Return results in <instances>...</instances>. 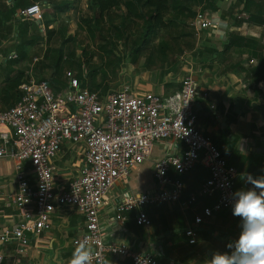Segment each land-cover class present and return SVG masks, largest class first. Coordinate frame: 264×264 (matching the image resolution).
Wrapping results in <instances>:
<instances>
[{
    "label": "built area",
    "instance_id": "obj_1",
    "mask_svg": "<svg viewBox=\"0 0 264 264\" xmlns=\"http://www.w3.org/2000/svg\"><path fill=\"white\" fill-rule=\"evenodd\" d=\"M42 12L40 5H31L20 11L19 17L37 19ZM226 26V21L200 10L191 22L194 30L204 33ZM16 58L10 54L5 62ZM66 79V88L59 93L47 81L31 79L21 86L15 106L0 111V159L14 163L17 191L11 199L20 217L16 225L0 233L2 244H15L17 253L25 254L31 239L48 230L55 209L71 207L83 217L85 232L77 246L91 250V264H104L109 257L127 259L132 264H161L159 254L137 252L124 242L106 243L99 220L110 190L120 180L128 179L132 169L143 164L154 144L161 141L181 144L185 149L178 145L177 155H168L156 164L160 189L119 203L116 220L125 222L127 214L137 212L139 222L149 227L151 222L143 209L178 203L182 197L184 187L169 177V171L188 173L197 164L207 169L210 177L190 196L187 205L217 195V202L204 211V216L225 210L232 213L238 172L228 165L211 138L196 129L198 86L193 77H185L181 89L166 97L152 93L137 97L126 81L119 89L99 95L84 88L72 72ZM66 142L82 145L85 161L67 188L56 192L50 161ZM202 221L198 217L195 223ZM185 235L195 236L191 229Z\"/></svg>",
    "mask_w": 264,
    "mask_h": 264
},
{
    "label": "crops",
    "instance_id": "obj_2",
    "mask_svg": "<svg viewBox=\"0 0 264 264\" xmlns=\"http://www.w3.org/2000/svg\"><path fill=\"white\" fill-rule=\"evenodd\" d=\"M61 1L0 0V47L7 45L12 36L18 46L15 52L0 53V68L10 62H5L10 54H19L23 50L26 53L28 46L22 50L18 41L21 29L25 30L30 22L41 24L43 21V12L37 19L26 20L19 17L20 11L31 5H40L45 10ZM69 1L75 5V0ZM221 4L219 2L205 12L226 21L224 30L207 32L209 36L205 38L204 47L200 48L196 57L190 56V61H182L176 74L163 78L160 74L140 77L133 89L137 97L147 93L166 97L180 90L185 77H193L198 86L194 108L196 129L210 137L224 153L227 163L237 170V191L252 187L245 183L246 176L264 177V72L258 73L259 77H254L252 72L245 75V68L256 70L260 64L259 58L253 56L255 51L250 47L240 49V46L234 45L224 52V41L229 34L256 40L264 27L245 22L235 24L233 17L223 12ZM11 9H14L12 20L8 13ZM246 14L243 11L242 15ZM246 26L250 27L249 33L243 31ZM40 29L44 32L43 28ZM31 31L32 26L29 28ZM221 31H224V37H220L218 32ZM214 50L218 54L212 55ZM261 55L264 59V53ZM240 56L248 57V62L255 61V65L240 63L236 59ZM47 82L55 93L67 85L66 80L65 87L57 90L53 85L57 83L53 80ZM178 145L180 149H185L183 145L171 141L155 143L145 162L132 169L128 179L120 180L110 190L99 216L101 235L106 243L124 242L137 252L159 254L161 264H205L213 253L227 251V245L239 238L241 221L228 210L216 212L212 217L204 216V211L217 202V195L198 198L193 205H187L190 196L197 193L210 177L209 171L201 164L188 173L175 169L169 171L171 179L182 183V197L178 203H160L143 209L151 222L149 227L139 222L137 212L127 214L125 222L116 220L115 208L119 203L131 196L155 193L160 189L155 178L156 164L168 155H177L180 151ZM84 161L85 149L82 145L63 144L60 152L50 161L56 192L64 191L77 177ZM14 168L13 161L0 159V233L20 221L19 212L11 199L17 191ZM198 217L203 220L201 224L195 223ZM188 229L194 231V237L185 235ZM84 232L83 217L78 211L71 207L56 208L48 230L41 237L31 239L25 254H18L15 244L0 242V264H70L78 248L77 241ZM191 240L195 243L190 244ZM104 264L132 262L109 257Z\"/></svg>",
    "mask_w": 264,
    "mask_h": 264
},
{
    "label": "rangeland",
    "instance_id": "obj_3",
    "mask_svg": "<svg viewBox=\"0 0 264 264\" xmlns=\"http://www.w3.org/2000/svg\"><path fill=\"white\" fill-rule=\"evenodd\" d=\"M90 1L75 0V5L67 13L61 14L60 18L54 22L53 27L57 31L67 33V43L65 41L62 44V38L59 36H56L50 43L42 42L44 32L41 29L35 31L36 42L27 45V51L23 53L24 56L20 57V53L16 52L17 54H14L17 58L10 61L6 67L0 68V85L8 78H15L23 73L25 83L31 79L35 81L53 80L59 88H63L66 85L67 73L72 72L74 76L82 79L85 88L99 95H104L109 89H119L125 81L134 86L140 77L160 74L163 78L172 73L176 74L182 61H190L191 58L189 57H196L200 48L204 47L203 43L209 34L197 32L191 27L193 16L197 11L213 9L217 3L221 2L223 12L230 14L235 24L245 22L249 25L252 24V19L259 10L256 7H251V13L242 15L244 0H201L199 3L188 1L186 8L175 12L173 17L175 21L168 22L167 28L159 39L148 45L147 51L140 57L137 64H131V58L127 52L132 47V37L127 41L129 47L126 50L125 39L118 40L117 36L120 30L125 31V35L126 31L135 36L141 34L143 22L134 16L139 7H136L130 14L125 7H122L114 14L116 20L113 25L109 24L107 19L101 23L102 25L98 29H95V16L91 11ZM126 14L131 18L130 23L126 24L127 28L122 27L121 19ZM249 28L246 26L243 31L249 33ZM221 29L224 30L220 27L219 30ZM263 31L264 29L259 33L256 42L250 45V49L258 51L261 58V53H264ZM223 32L218 33L224 37ZM237 35L249 38L248 36ZM15 40L16 38L13 36L10 37L9 43L3 48L0 47V53L3 51L15 52L17 46ZM162 40L167 44V53L160 51L159 46ZM59 47H62L64 57L58 67L56 77L52 79V68L49 67L50 60L46 59L45 56H51L54 54V50ZM236 59L240 60V63H246L249 58L240 56ZM249 64L255 65V61L253 63L250 60ZM244 72L245 75H249L251 69L245 68Z\"/></svg>",
    "mask_w": 264,
    "mask_h": 264
},
{
    "label": "trees",
    "instance_id": "obj_4",
    "mask_svg": "<svg viewBox=\"0 0 264 264\" xmlns=\"http://www.w3.org/2000/svg\"><path fill=\"white\" fill-rule=\"evenodd\" d=\"M188 1H192L195 3H199L201 0H91L90 8L95 16L94 26L95 29H98L101 26L102 22H105L107 19L109 20V24L113 25L115 23L116 17L114 14L125 7L128 10V14H130L136 7H139L134 16L140 19L143 22L142 31L139 36H135L133 33H128L126 31H119L117 39H125V47L126 50L129 46H127V41L132 37V47L127 52L128 56L131 58V64H137L140 57L147 51L148 45L159 39L160 35L165 31L168 26V22H174L175 18L174 14L176 11H180L181 9L186 8V4ZM73 4L69 0H63L59 2V4H51L50 8H46L43 10V21L41 24H37L36 22L27 25L21 29L19 33L18 41L22 45V50L27 47V45L35 44V31L39 30L40 27L44 30V37H42V42L46 41L50 43L56 36L62 38V44L68 42L67 33L64 31H57L53 24L56 20L60 18L61 14L67 13L69 9H71ZM251 7H256L257 15L252 19V24L257 26L264 27V0H244V10L246 13H251ZM242 11V13H243ZM9 19L12 20L14 9H11L9 12ZM121 17L122 19V27L127 28L128 23H130V16ZM196 14H194L193 18ZM113 16V17H112ZM32 26V31L29 32V28ZM121 27V29H122ZM224 52L228 51L232 46L238 45L241 48L250 47V45L256 42L253 38H243L238 36L237 34H229L224 41ZM160 51L167 53V44L164 40L161 41ZM20 51V50H19ZM256 52V53H255ZM253 56H256L260 60V64L256 70H252V74L254 77H259L258 73L264 72V59L259 57L258 51H255ZM24 50L20 52V57H23ZM218 54L214 52L212 55ZM223 55V54H222ZM174 56V54H172ZM64 53L62 47L54 50V54L45 56L46 59L50 60L49 67L52 68V76L51 78L56 76L58 73V67L63 60ZM261 67V68H260ZM179 71V70H178ZM78 78V77H77ZM25 76L23 73L18 75L15 78H8L4 83L0 85V111H7L15 106L17 101L20 99L21 92L20 88L25 84ZM79 79V78H78ZM82 86L83 81L79 79ZM28 82V81H27ZM54 88L57 90H61L62 88L58 87V84H53ZM85 88V87H84ZM181 89V88H180ZM110 90V89H109ZM108 90V91H109ZM91 91V90H90ZM93 92V91H91ZM220 150V149H219ZM222 157L226 160L224 153L220 151ZM230 165V164H228ZM231 166V165H230Z\"/></svg>",
    "mask_w": 264,
    "mask_h": 264
},
{
    "label": "clouds",
    "instance_id": "obj_5",
    "mask_svg": "<svg viewBox=\"0 0 264 264\" xmlns=\"http://www.w3.org/2000/svg\"><path fill=\"white\" fill-rule=\"evenodd\" d=\"M244 179L252 187L232 194V213L241 221L239 238L227 245V251L213 253L205 264H264V177ZM91 259V250L81 245L70 264H91Z\"/></svg>",
    "mask_w": 264,
    "mask_h": 264
}]
</instances>
